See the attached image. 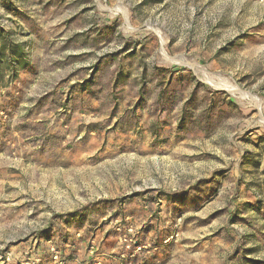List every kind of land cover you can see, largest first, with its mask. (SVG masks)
Returning a JSON list of instances; mask_svg holds the SVG:
<instances>
[{"label":"rangeland","instance_id":"obj_1","mask_svg":"<svg viewBox=\"0 0 264 264\" xmlns=\"http://www.w3.org/2000/svg\"><path fill=\"white\" fill-rule=\"evenodd\" d=\"M22 20L85 74L32 104L84 114L0 144L10 264H264V0H0Z\"/></svg>","mask_w":264,"mask_h":264},{"label":"crops","instance_id":"obj_2","mask_svg":"<svg viewBox=\"0 0 264 264\" xmlns=\"http://www.w3.org/2000/svg\"><path fill=\"white\" fill-rule=\"evenodd\" d=\"M26 24L23 20L16 22L17 26L11 23L4 41L0 40V63L2 61L7 65L12 64L10 70L16 66L18 74L16 81L0 85V144L2 140L13 139V133L18 131L28 137L35 129H45L53 116L55 123L61 127V132L65 130V124L72 131L75 116L81 112L73 99L65 102L59 97H46L39 103L32 104L31 96L38 95L37 93L57 92L59 96H64L79 85L85 74L83 70L74 67L76 63L73 67L57 65L48 69L47 62L51 64L53 60L46 58L47 52L42 45L45 37L33 33ZM19 29H22L21 35H17ZM7 65L0 66L1 75L8 74ZM78 66L82 68L86 64ZM27 105L29 110L25 113L24 108ZM9 134L12 135L8 136Z\"/></svg>","mask_w":264,"mask_h":264},{"label":"built area","instance_id":"obj_3","mask_svg":"<svg viewBox=\"0 0 264 264\" xmlns=\"http://www.w3.org/2000/svg\"><path fill=\"white\" fill-rule=\"evenodd\" d=\"M56 257L58 259V256H56ZM12 259H13V257L11 256L10 253H8V252L0 253V263L1 264H10V263H12Z\"/></svg>","mask_w":264,"mask_h":264}]
</instances>
